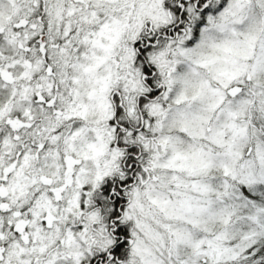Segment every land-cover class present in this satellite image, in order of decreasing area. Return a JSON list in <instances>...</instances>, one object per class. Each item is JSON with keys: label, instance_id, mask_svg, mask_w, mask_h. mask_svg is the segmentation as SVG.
<instances>
[{"label": "snow or ice", "instance_id": "1", "mask_svg": "<svg viewBox=\"0 0 264 264\" xmlns=\"http://www.w3.org/2000/svg\"><path fill=\"white\" fill-rule=\"evenodd\" d=\"M0 264H264V0H0Z\"/></svg>", "mask_w": 264, "mask_h": 264}]
</instances>
